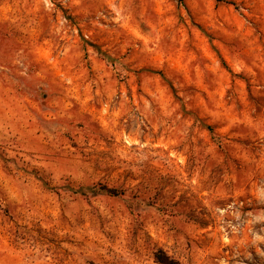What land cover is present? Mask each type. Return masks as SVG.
Returning <instances> with one entry per match:
<instances>
[{"label": "rangeland", "instance_id": "obj_1", "mask_svg": "<svg viewBox=\"0 0 264 264\" xmlns=\"http://www.w3.org/2000/svg\"><path fill=\"white\" fill-rule=\"evenodd\" d=\"M0 264H264V0H0Z\"/></svg>", "mask_w": 264, "mask_h": 264}, {"label": "trees", "instance_id": "obj_2", "mask_svg": "<svg viewBox=\"0 0 264 264\" xmlns=\"http://www.w3.org/2000/svg\"><path fill=\"white\" fill-rule=\"evenodd\" d=\"M101 189L108 195L114 196L117 194V191L115 189L108 188L106 186H102Z\"/></svg>", "mask_w": 264, "mask_h": 264}]
</instances>
